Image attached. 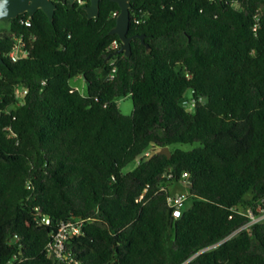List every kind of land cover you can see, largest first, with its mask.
Instances as JSON below:
<instances>
[{"label":"trees","instance_id":"16d2710c","mask_svg":"<svg viewBox=\"0 0 264 264\" xmlns=\"http://www.w3.org/2000/svg\"><path fill=\"white\" fill-rule=\"evenodd\" d=\"M55 2L53 21L39 8L0 33V264H264V220L237 231L264 207V0H132L129 34L151 50L135 37L109 60L119 3L89 18L90 0ZM68 220L82 230L59 261Z\"/></svg>","mask_w":264,"mask_h":264},{"label":"water","instance_id":"95a60500","mask_svg":"<svg viewBox=\"0 0 264 264\" xmlns=\"http://www.w3.org/2000/svg\"><path fill=\"white\" fill-rule=\"evenodd\" d=\"M75 2L76 0H70ZM120 5V11L117 15L116 24L111 28L110 33H117L122 41L120 48L115 50L113 53L108 55L106 60H109L113 55L124 52L126 55H130L132 50V39L135 37H140L142 41L151 50L149 44L145 41L144 34H129L130 23H131V8L132 0H115ZM100 2L101 0H90L89 4L84 5V9L88 13V17H97L100 13ZM3 3V0H0ZM43 9L49 16L50 20H54L55 11L57 4L55 0H7L4 5L3 11L4 15H0V20L5 18H14L23 12H28L29 16L32 17L34 13L39 9ZM0 61H3V57L0 54ZM160 152L166 153L171 156L172 151L169 146H164L160 149Z\"/></svg>","mask_w":264,"mask_h":264},{"label":"built area","instance_id":"2783aa9c","mask_svg":"<svg viewBox=\"0 0 264 264\" xmlns=\"http://www.w3.org/2000/svg\"><path fill=\"white\" fill-rule=\"evenodd\" d=\"M80 3L85 2V0H77ZM114 14H118V11H115ZM28 24H31V22L28 21ZM118 40L115 39L113 43L111 44L112 48L118 47ZM25 54V50L22 48L21 43H17L15 48L10 52V56L16 60L20 58L22 55ZM151 151L148 149L144 152L145 155H149ZM188 172L185 171L183 173V176H187ZM187 199V193L184 192H177V193H170L168 195V203L173 209V214L176 217H179L182 213L183 207L185 205V201ZM247 216L249 217V220L243 224L237 231L250 227L253 223L264 220V207L259 204L256 206V208L248 207L244 211ZM44 221L49 222L50 219L45 216L43 218ZM82 220H68L63 221L59 225L57 231L53 234V237L48 242V251L50 254H52L54 257H56L59 261L64 260L68 258V255L65 251V242L68 238V235L70 233H79L82 230ZM236 231V232H237Z\"/></svg>","mask_w":264,"mask_h":264},{"label":"rangeland","instance_id":"374dc122","mask_svg":"<svg viewBox=\"0 0 264 264\" xmlns=\"http://www.w3.org/2000/svg\"><path fill=\"white\" fill-rule=\"evenodd\" d=\"M9 26V23L6 20H0V33L1 30L4 28H7ZM71 83L74 87L78 88L80 92L86 94L88 93V82L86 81V78L84 75H78L71 79ZM21 91V90H20ZM192 94L191 90L187 91V95L190 97ZM23 92L20 93V97L22 98ZM119 107L121 110L126 114H131L133 112V98L131 94H127L124 96H121L117 100ZM194 101L192 99H188L186 101V106L188 109H193ZM200 145V142H177L172 144V147H181L183 149H193ZM142 156H145L143 153L141 156H139L134 161L130 162L126 167H124V172H127L129 170L134 169ZM171 192H184L187 193L189 191V185L185 181L176 182L172 186Z\"/></svg>","mask_w":264,"mask_h":264},{"label":"clouds","instance_id":"9594fccd","mask_svg":"<svg viewBox=\"0 0 264 264\" xmlns=\"http://www.w3.org/2000/svg\"><path fill=\"white\" fill-rule=\"evenodd\" d=\"M7 0H3V3H0V15H4L5 12L3 11L4 5L6 4Z\"/></svg>","mask_w":264,"mask_h":264}]
</instances>
